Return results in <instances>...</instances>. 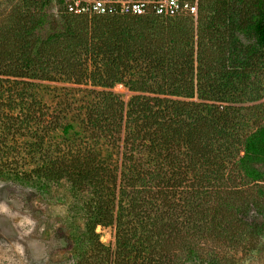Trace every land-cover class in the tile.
I'll return each instance as SVG.
<instances>
[{
    "label": "trees",
    "instance_id": "1",
    "mask_svg": "<svg viewBox=\"0 0 264 264\" xmlns=\"http://www.w3.org/2000/svg\"><path fill=\"white\" fill-rule=\"evenodd\" d=\"M52 5L34 0L0 13V125L10 131L36 119L34 81L58 77L101 88L87 101L84 122L91 135L121 141L120 162L111 168L100 158L110 151L102 142L69 149L66 159L44 165L41 174L66 178L75 190L92 189L82 235L90 252L103 248L96 226H114L115 253L107 251L108 264H160L181 233L183 176L198 179L202 208L191 210L203 233L215 215L229 218V209L238 210L229 191L209 206L213 190L225 187L227 164L234 159L243 175H260L264 124L242 132L244 120L228 104L246 95L255 50L264 48V0H198L196 20L53 14ZM239 37L252 39V49L240 47ZM229 47L231 60L225 50L213 59L211 49ZM116 84L133 93L127 101L110 90ZM16 107L23 117L14 115ZM87 258L75 264H91V253Z\"/></svg>",
    "mask_w": 264,
    "mask_h": 264
},
{
    "label": "rangeland",
    "instance_id": "2",
    "mask_svg": "<svg viewBox=\"0 0 264 264\" xmlns=\"http://www.w3.org/2000/svg\"><path fill=\"white\" fill-rule=\"evenodd\" d=\"M33 2L0 0V13ZM49 11L56 13L53 5ZM239 41L240 47L252 49L254 45L252 39L239 37ZM224 50L225 57L231 60L230 47L211 49L213 59L218 58L216 52ZM255 51L246 95L236 104H228L240 113L239 121L244 120L242 132L264 124V48ZM101 90L58 77L54 81H34L30 93L35 99L32 105L36 119L29 118L30 125L22 129L14 126L10 131L3 128L7 124L0 125V264H75L81 257L88 262L90 253L94 257L91 264H108L107 251L115 253L114 226H96L95 239L103 246L98 252H90L82 239L92 189L75 190L66 178L41 174L44 165L66 159L69 149L76 151L88 145L96 148L102 142L110 151H103L100 158L111 168L120 162L121 141L112 144L104 136L91 135L84 122L87 101ZM110 90L123 101L133 94L121 84ZM16 108L14 115H21ZM67 124L72 128L65 132ZM233 146L230 151L235 149ZM242 153L239 150L236 157ZM231 161L224 169L225 187L221 192L213 190L209 206L218 202L216 196L229 191L226 196L236 197V213L229 209V218L215 215L201 233V222L192 212L202 208L195 194L200 186L198 179L187 173L178 190L181 233L168 260L160 264H264V163L256 165L260 175L250 177L237 169L234 159Z\"/></svg>",
    "mask_w": 264,
    "mask_h": 264
},
{
    "label": "built area",
    "instance_id": "3",
    "mask_svg": "<svg viewBox=\"0 0 264 264\" xmlns=\"http://www.w3.org/2000/svg\"><path fill=\"white\" fill-rule=\"evenodd\" d=\"M55 10L85 16H145L197 18L198 0H52Z\"/></svg>",
    "mask_w": 264,
    "mask_h": 264
}]
</instances>
